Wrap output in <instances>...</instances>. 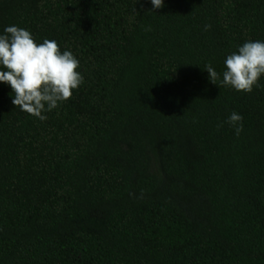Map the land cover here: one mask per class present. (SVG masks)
<instances>
[{"label": "trees", "instance_id": "obj_1", "mask_svg": "<svg viewBox=\"0 0 264 264\" xmlns=\"http://www.w3.org/2000/svg\"><path fill=\"white\" fill-rule=\"evenodd\" d=\"M152 7L0 0V34L55 40L84 77L43 121L0 82V264H264V75L248 93L204 68L264 41V0Z\"/></svg>", "mask_w": 264, "mask_h": 264}, {"label": "clouds", "instance_id": "obj_2", "mask_svg": "<svg viewBox=\"0 0 264 264\" xmlns=\"http://www.w3.org/2000/svg\"><path fill=\"white\" fill-rule=\"evenodd\" d=\"M151 4L152 10L159 9L164 0H151ZM224 63L222 80L210 64L204 67L210 81L252 92L264 75V41L244 42ZM79 67L76 56L69 50L61 51L55 40L45 39L38 44L29 30L16 25L5 27L4 34H0V82L10 85L13 105L41 121L47 119L44 113L71 99L73 90L84 82ZM242 121V115L233 112L226 122L239 135L243 130Z\"/></svg>", "mask_w": 264, "mask_h": 264}]
</instances>
